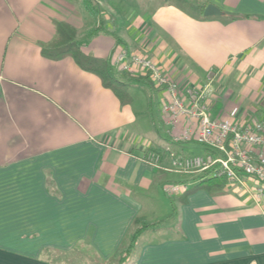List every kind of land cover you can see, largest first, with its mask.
Masks as SVG:
<instances>
[{
    "label": "crops",
    "instance_id": "obj_1",
    "mask_svg": "<svg viewBox=\"0 0 264 264\" xmlns=\"http://www.w3.org/2000/svg\"><path fill=\"white\" fill-rule=\"evenodd\" d=\"M94 1L122 43L100 33L85 52L110 58L117 45L149 55L182 88L212 70V116H264V0H198L193 13L170 0ZM206 1L223 15L200 16ZM58 21L78 39L98 22L83 0H0V264H52L44 248H85L107 261L136 216L163 227L141 233L129 264H264V198L199 189L168 205L163 185L179 176L143 157L157 142L135 141L131 130L129 90L149 80L122 103L72 57H43ZM154 122L149 129L163 126L178 152L203 151L174 142L160 108Z\"/></svg>",
    "mask_w": 264,
    "mask_h": 264
},
{
    "label": "built area",
    "instance_id": "obj_2",
    "mask_svg": "<svg viewBox=\"0 0 264 264\" xmlns=\"http://www.w3.org/2000/svg\"><path fill=\"white\" fill-rule=\"evenodd\" d=\"M110 62L116 71L146 77L163 92L159 108L174 142L195 141L205 147L196 153L177 152L168 162L154 152L147 155L156 168L179 176L163 185L166 195L186 192L208 173L227 178L228 187L255 202L264 198V116L252 121L212 116V70L204 83L182 88L149 55L116 46Z\"/></svg>",
    "mask_w": 264,
    "mask_h": 264
},
{
    "label": "trees",
    "instance_id": "obj_3",
    "mask_svg": "<svg viewBox=\"0 0 264 264\" xmlns=\"http://www.w3.org/2000/svg\"><path fill=\"white\" fill-rule=\"evenodd\" d=\"M83 2H84L85 10L93 18L98 20L97 24L93 25L91 28H89L86 31L85 33L86 39L90 40L93 37L99 35L100 33H104V34H111L114 37L117 45L121 44L122 40L119 37H117L115 32L108 31L102 24V21L100 19V8L96 4V2L94 0H83ZM208 3L209 2L206 1L200 6L199 8L200 16L203 14L204 6L207 5ZM184 4L186 6L188 5V8H192L194 9V11L196 10L193 4L191 5L190 3L187 2H185ZM185 5L181 6L183 10L190 13L194 12V11L191 12L190 9L185 7ZM55 26H56V34L54 38L47 43H42L40 46V52L43 57L51 60H59L68 56L72 57L75 60V62L78 64V66H80V68L97 75L101 80L102 85L110 89L122 103H128L130 100V95L127 92L129 87H131L137 81H147V78L143 76L138 78H133L130 76L126 77L127 76L126 74L116 71L112 67L109 57L96 56L91 52H85L82 49V46L86 43L77 38L76 29L71 24L65 21H58L55 23ZM148 83L150 86H152L150 82ZM179 144L180 143H178V145ZM201 145L202 144H200V146ZM147 149L143 152V157L147 156L150 153L149 152L150 150ZM203 149H205L204 146ZM151 152H154L156 154L160 153L156 149H151ZM227 187H228L227 178L217 177L214 175H209L207 173L200 176L199 182L193 185L186 192L180 194L179 199L181 201H185L187 194L197 191L199 189H204L210 194L215 195L225 192ZM173 211H175L174 208ZM160 227H163L161 220L148 222L142 216L134 217L130 229L126 233L124 239L122 240L121 244L119 245L114 255L109 260L99 261L98 263L99 264H129L130 258L138 244V239L141 233L147 229L154 230ZM77 251L79 253L78 249H74L68 253L76 255L78 254ZM52 252L59 254L67 253L51 248H44L42 253L44 255H47V257H49V255H51Z\"/></svg>",
    "mask_w": 264,
    "mask_h": 264
},
{
    "label": "rangeland",
    "instance_id": "obj_4",
    "mask_svg": "<svg viewBox=\"0 0 264 264\" xmlns=\"http://www.w3.org/2000/svg\"><path fill=\"white\" fill-rule=\"evenodd\" d=\"M138 1V0H137ZM172 2H176L179 4V6L185 5L184 3H190L191 5H198V0H170ZM139 2V1H138ZM185 7L188 8V5ZM137 9V8H136ZM190 11H194L192 8H188ZM195 12V11H194ZM104 38H109L110 40H114L113 37L105 36ZM80 40L84 41L87 47L88 39H86L85 35H83ZM84 46V47H85ZM130 94L133 98V105L132 108L136 112V116L138 117V120L134 125H132L131 130H133L134 133V139L135 141H155L157 143L150 144L147 150L156 149L160 153V157L163 160H168L171 156H177V149L175 143H173L170 139V137H167V135L164 132L163 126H160L159 133L156 134V132L151 129H149L148 121L151 119V126H154L155 120L157 117H159V94L158 91L153 87L144 86V85H138L135 87H131L129 90ZM151 96V105H149V99ZM139 123L141 124V130H139ZM138 127V129H137ZM160 135V136H159ZM164 137H163V136ZM151 148V149H149ZM193 148V147H191ZM187 150V148H186ZM198 151H195L193 149H189L188 153H196ZM161 196L168 202V205L170 204L171 199L173 198L167 195H163L161 193ZM78 253V251H77ZM133 257V254L132 256ZM48 259L52 262V264H99V260L92 254L90 250H87L85 248L79 250L78 254H71V253H65V254H59V253H51L49 255ZM132 259V258H131ZM130 259V260H131Z\"/></svg>",
    "mask_w": 264,
    "mask_h": 264
},
{
    "label": "water",
    "instance_id": "obj_5",
    "mask_svg": "<svg viewBox=\"0 0 264 264\" xmlns=\"http://www.w3.org/2000/svg\"><path fill=\"white\" fill-rule=\"evenodd\" d=\"M220 15H223V11L212 3H208L203 8V16L205 17L220 16Z\"/></svg>",
    "mask_w": 264,
    "mask_h": 264
}]
</instances>
